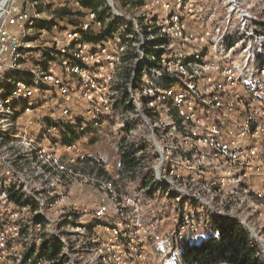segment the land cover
I'll use <instances>...</instances> for the list:
<instances>
[{"label": "built area", "instance_id": "obj_1", "mask_svg": "<svg viewBox=\"0 0 264 264\" xmlns=\"http://www.w3.org/2000/svg\"><path fill=\"white\" fill-rule=\"evenodd\" d=\"M139 1L98 0L93 9L82 0H0V264L39 262L49 240L35 245L29 197L59 193L78 175L73 161L99 163L86 148L102 138L113 144L112 122L125 114L150 131L155 161L139 165L150 183L188 194L183 179L193 173L208 192L234 185L230 196L246 199L257 177L248 201L264 205V0ZM123 65L131 66L125 92ZM105 172L97 187L115 197L121 174ZM193 196L239 220L217 211L215 194ZM108 211L102 203L94 217Z\"/></svg>", "mask_w": 264, "mask_h": 264}, {"label": "rangeland", "instance_id": "obj_2", "mask_svg": "<svg viewBox=\"0 0 264 264\" xmlns=\"http://www.w3.org/2000/svg\"><path fill=\"white\" fill-rule=\"evenodd\" d=\"M116 1L123 5L129 0ZM213 75H216V71L212 72L211 77ZM206 84V79L200 80L199 85L202 88H207ZM39 116L33 115L34 127L38 125ZM129 118L130 116L125 114L124 117L113 120L112 124L116 129L113 138H110L113 144H109L104 138L97 142L98 147L96 146L95 151L104 156L102 160H98L99 163L75 164L73 161L70 169L78 172V175L58 184L56 188L59 193L52 196L43 194L38 201L31 199L32 196L29 197L34 205L30 211L31 216L37 224V229L33 230L35 245L40 242L37 239L41 236L49 240V243L61 244L56 261L52 263L39 260L37 264H182L181 248L184 242H194L210 234L211 223L218 217L227 219L222 214L215 213L210 208L211 205L196 199L193 196L196 193L205 198L210 193L215 194L212 205L218 209L217 211L238 216L237 221L242 227L241 220L253 227L252 233L243 228L259 246L264 257V205L256 207L248 201L253 200V190L260 187L257 177L252 180L254 183L250 184V194L246 199L242 198L243 193L230 196L229 189L234 185L222 189L221 193L218 188H210L208 192L207 187L198 183L203 181V177L194 179L193 173L185 174L183 179L188 184L185 190L188 194L157 179L148 185L149 188H145L139 183L138 177L129 180L122 175L116 183L115 197L114 194L97 187L95 177L101 175L99 168L103 169L108 165L104 169L110 174L114 175V172H117L119 155L116 154L118 147L116 143L122 139H129L131 143L141 140L139 145L145 147H137V152L141 150L140 152L147 158L140 155L142 164L155 161L152 162L156 156L155 152H151L153 147L150 149V141H146L148 137L146 134H150V131L147 133L146 129L144 130L142 122ZM118 122H123L121 124L123 126H119ZM129 127L138 128L143 132L137 130L128 133ZM109 136L111 137L110 134ZM89 149L86 148L87 151ZM93 151L94 148L91 154ZM69 153L72 158L76 151L72 149ZM144 173L149 174L148 171ZM205 176L209 177L211 174L207 173ZM179 182L182 183V179ZM237 188L240 189L239 186ZM126 199L130 202L127 203ZM115 202L122 205L118 211ZM102 203L109 206V211L101 219H96L94 211ZM42 232L46 237L41 234Z\"/></svg>", "mask_w": 264, "mask_h": 264}, {"label": "trees", "instance_id": "obj_3", "mask_svg": "<svg viewBox=\"0 0 264 264\" xmlns=\"http://www.w3.org/2000/svg\"><path fill=\"white\" fill-rule=\"evenodd\" d=\"M139 3H141V0ZM82 4L95 9L98 0H82ZM66 14L67 11L63 8L55 11V15L59 18H63ZM41 24L46 26L51 23ZM154 42L156 44L166 42V38H158ZM130 70L131 66L123 65L120 75L124 85L131 79ZM134 78L139 80L141 76L138 74ZM125 90L126 87L123 91L125 92ZM137 147L143 148L144 145L135 142L126 144L125 139L120 140L117 148L119 153L117 170L122 177L129 180L138 177L139 182L147 186L153 177L150 173L146 174L141 171L139 165L142 162V156L136 155ZM98 171L101 174H106L102 168H99ZM19 201L20 199H17V202ZM60 250V243L45 241L37 250L35 262L44 260L53 263L59 256ZM181 251L182 264H264V257L259 246L250 238L249 233L241 224L237 220H224L219 217L217 220L212 221L210 234L202 236L201 239L194 242L185 241Z\"/></svg>", "mask_w": 264, "mask_h": 264}, {"label": "crops", "instance_id": "obj_4", "mask_svg": "<svg viewBox=\"0 0 264 264\" xmlns=\"http://www.w3.org/2000/svg\"><path fill=\"white\" fill-rule=\"evenodd\" d=\"M97 144H98V143L92 144V145L88 146L87 148H90V149L88 150V153L90 154V156H93L97 161H98V160L100 161V159L102 160V158H104V156H103V154H100L99 151H95V149H97V147H98ZM96 146H97V147H96ZM93 148H94V151H93L92 154H91V151H92ZM97 152H98L100 155H99Z\"/></svg>", "mask_w": 264, "mask_h": 264}, {"label": "water", "instance_id": "obj_5", "mask_svg": "<svg viewBox=\"0 0 264 264\" xmlns=\"http://www.w3.org/2000/svg\"><path fill=\"white\" fill-rule=\"evenodd\" d=\"M232 220L234 221V220H237V219H236V218H234V219H232Z\"/></svg>", "mask_w": 264, "mask_h": 264}]
</instances>
